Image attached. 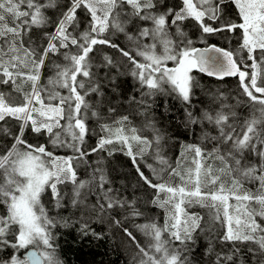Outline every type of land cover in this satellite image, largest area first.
<instances>
[{"label":"snow or ice","instance_id":"1","mask_svg":"<svg viewBox=\"0 0 264 264\" xmlns=\"http://www.w3.org/2000/svg\"><path fill=\"white\" fill-rule=\"evenodd\" d=\"M160 96L181 105L177 136L156 124ZM117 152L131 198L104 166ZM153 208L162 223H135ZM60 228L118 230L126 264H264V0H0V264H65Z\"/></svg>","mask_w":264,"mask_h":264},{"label":"trees","instance_id":"2","mask_svg":"<svg viewBox=\"0 0 264 264\" xmlns=\"http://www.w3.org/2000/svg\"><path fill=\"white\" fill-rule=\"evenodd\" d=\"M195 38V37H194ZM209 43L218 44L222 47H236V44L233 42L231 45H227L225 40L220 36L209 37ZM204 46V45H197ZM105 51L110 54L116 55L113 50L105 49ZM117 59L119 57L117 56ZM114 71V70H113ZM201 80V83L204 86L205 92L208 90L215 91L217 89L224 91L227 95H234L238 92L237 88V78L236 77H224L223 80L217 79L216 77H209L202 73L196 74ZM123 81L122 88L125 93H130L134 91V86L136 82L132 79L131 76L125 75L120 77ZM199 96L202 100L205 99V93H199ZM167 100V103L165 101ZM156 107L154 108L156 124L162 131H164L168 136H177L178 133L184 131L182 127V109L179 102L171 100L167 97H157L156 98ZM143 117H135L134 122L139 124L143 121ZM192 137L188 136H179L175 141L169 140L168 147L170 148L169 155L175 157L181 151V142H191ZM40 142H43L41 139ZM89 143L94 144L95 139L91 140ZM57 154H65L68 152L67 149L55 150ZM104 155V154H101ZM98 157L93 155L90 157L91 160H96ZM104 166L109 169L110 177L114 179V187L123 188L127 186V190L124 192L125 196L129 198L132 197L133 188L132 186L137 183V177L135 170L132 167L131 161L127 156L122 155L117 152L112 157H106L104 161ZM81 177H84V174L81 173ZM150 190L146 188H141L136 191L135 195L139 198L140 206L143 209L144 200L147 199V193ZM145 210V216L135 218V223H146L148 219H155L158 222L162 223L163 213L162 210L158 208H153L151 211ZM67 215V213H64ZM128 226L132 228L135 232V228L132 225V221H129ZM99 230V226L93 225ZM107 229V225H105ZM60 250L62 253V258L65 260V264H126V261L129 258V252L126 250L124 245L121 242V233L116 230L113 234L112 231H108L107 238L103 241H81L77 231L73 228H60L58 229ZM138 238L142 242L147 243V239L143 237L141 233H136ZM119 245V247H117ZM204 245L201 243L200 248L197 249V257L200 256V253Z\"/></svg>","mask_w":264,"mask_h":264},{"label":"water","instance_id":"3","mask_svg":"<svg viewBox=\"0 0 264 264\" xmlns=\"http://www.w3.org/2000/svg\"><path fill=\"white\" fill-rule=\"evenodd\" d=\"M198 47H203V46H198ZM202 74H204V73H202ZM204 75H206V74H204ZM215 77V76H214Z\"/></svg>","mask_w":264,"mask_h":264}]
</instances>
